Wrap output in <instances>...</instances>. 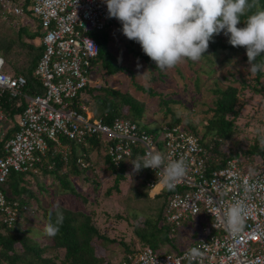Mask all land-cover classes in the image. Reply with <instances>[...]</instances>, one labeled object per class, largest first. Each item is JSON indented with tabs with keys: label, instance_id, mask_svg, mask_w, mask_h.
<instances>
[{
	"label": "built area",
	"instance_id": "1",
	"mask_svg": "<svg viewBox=\"0 0 264 264\" xmlns=\"http://www.w3.org/2000/svg\"><path fill=\"white\" fill-rule=\"evenodd\" d=\"M30 17L37 21L42 45L32 70L31 89L24 76L4 70L0 55V138L11 124L2 101L21 107L14 130L1 148L4 204L0 205V223L10 226L17 217V202L6 199L2 189L9 173L35 171L50 146L66 161L69 145L65 140L81 143L87 138L102 148L100 153L115 167L150 151H160L166 159L184 158L186 174L167 193L163 220L180 226L188 219L197 223L199 215L207 218L186 247L172 252L141 247L127 254L121 264H264V156L246 163L230 158L220 167L208 168L210 152L181 124H163L148 132L126 118L105 123L101 117H92L82 102L98 53L89 32L105 30L115 22L107 16L104 0H0V18ZM83 156L78 155L75 162L85 168L89 164ZM146 169L150 176L145 185L154 197L165 189L159 182L163 173ZM210 196L214 203H209ZM236 200H243L248 208L238 232L227 223L228 209ZM193 248L199 256L190 255Z\"/></svg>",
	"mask_w": 264,
	"mask_h": 264
},
{
	"label": "trees",
	"instance_id": "2",
	"mask_svg": "<svg viewBox=\"0 0 264 264\" xmlns=\"http://www.w3.org/2000/svg\"><path fill=\"white\" fill-rule=\"evenodd\" d=\"M258 7H264V0H258ZM1 20L6 19L0 18V55L5 62L4 70L11 75L24 76L27 88L31 89L32 81H34L32 70L42 52V45H34L32 43L33 38L38 36L39 26L37 21L34 20V30L26 31V26L23 24L18 29L12 30V27ZM243 26V22L238 25V27ZM89 34L94 38L98 46L97 56L93 59L90 68L91 71L93 70L91 76L94 77L95 72L100 71V67L104 73L109 75L121 70L122 67L112 61V55L106 49L105 43L108 37L106 29L92 31ZM209 46L213 52L216 51L217 47H220L228 55L237 54L241 50H245L241 46H231L228 43L227 36L222 39L219 35L214 36L213 41L209 42ZM241 58L247 61L246 54H243ZM260 61H264V55L257 57V62ZM263 75V71L255 72L254 82L257 83ZM241 85L243 87L245 85L243 80H241ZM254 85L251 88L255 92H259L263 88L261 85L258 87ZM137 87L149 95H158L150 88ZM99 89L104 91L101 96L94 94V91ZM84 92L89 97H93L97 104V111L92 110L91 116L101 117L105 123H109L115 117L126 118L131 122L137 123V125L148 132L154 130L147 127L152 124L158 127L163 124H181L185 129L194 133L201 144L210 152V157L207 159L208 168L220 167L230 158H238L241 159L242 163H246L252 161L255 157L264 156V142L258 145L254 141L245 149L235 145L233 148H229L227 152L217 147L221 140H232V119L237 115L235 106L238 101L237 89L233 85L227 84L222 87L215 84L214 88L211 89L214 99L212 106L209 107L211 115L206 119L205 125H195L187 121L180 122V119L174 115L167 122H143L142 112L144 107L142 102L130 94L109 87L101 88V86L93 84L86 86ZM9 102L5 99L2 101L3 111L11 119V124L8 128L6 127V132L0 138V154L4 140L14 130L12 115L21 110V107H13ZM168 102L169 100L163 98L159 102L165 105L166 112L170 111L167 105ZM65 142L69 145L66 161L62 159L58 150H54L50 146L41 162L36 164L35 171L13 172L7 175L2 185L3 192L6 199L16 201L18 205L15 222L10 226L0 223V264H112L108 256H114L116 250L121 253L117 264H121V260L125 259L127 254L133 253L141 247L148 246L153 249H165L168 252L178 251L183 247L182 243L177 244L174 242V235L182 223L179 227L174 226L165 222L162 217V210L169 190L163 189L155 195V199H159L158 202L153 201L149 197L148 186L145 185V178L150 176V172L146 168L139 173H134L131 162L127 165L120 164L115 167L106 155L100 153L102 148L95 146L94 140L90 141L85 138L81 143L68 140H65ZM209 146L211 147L208 148ZM92 153L102 157L106 170L110 175H113L112 183L104 188L102 197L110 199L114 193L117 194L119 182L124 178L123 173L127 171L135 177L134 179L139 180L136 185L140 189L142 188L141 192H138L136 200L148 201L149 203L148 208L146 204L144 205V210H135V203L132 205L126 204L127 208L130 209L129 214L127 213L126 216L133 220L130 227L134 236L127 243L121 239L116 240L103 234L91 222L92 214L85 213L82 209L88 203L86 194L92 193L96 197L100 193L102 186L97 175L92 177L97 165L90 159ZM81 154H84L83 159L89 164L85 168L79 167L75 162L76 157L78 155L81 156ZM40 177L56 179L58 181L57 191L65 194L69 199L68 202L73 201V209L58 204L59 200L54 197L55 191L51 188L53 184H48L50 186L45 185L44 181L37 180ZM27 179L34 180L33 187H31V182L27 181ZM80 182L86 183L85 190H81ZM38 192L46 194L49 198L47 206L40 205L41 197L37 196ZM134 197H136V192ZM52 200L56 202H52ZM151 201H153V205H151ZM23 206L24 208H22ZM150 208L152 210H149ZM57 211L63 213V223L60 225L59 233L55 237H48L44 232L45 225L49 220L50 214L53 222L55 221ZM115 217L119 218L120 215ZM37 218H40V222L35 227L33 224H35ZM188 221L192 223V219ZM28 233L38 235V238L28 235ZM193 234L196 237L197 231H194ZM181 236L183 237L182 234ZM47 250L52 251L53 255L45 256L44 253Z\"/></svg>",
	"mask_w": 264,
	"mask_h": 264
},
{
	"label": "rangeland",
	"instance_id": "3",
	"mask_svg": "<svg viewBox=\"0 0 264 264\" xmlns=\"http://www.w3.org/2000/svg\"><path fill=\"white\" fill-rule=\"evenodd\" d=\"M1 21L6 22L12 27V30L21 27L22 22L26 26V31L35 29V21L31 17L23 20L8 18ZM120 28V22L115 19V22L106 29L108 37L105 46L112 55V61L118 63L122 67L121 70L109 75L104 73L100 67V71L95 72L94 77L91 76L93 70H90L91 84L101 86V88L109 87L120 92H126L142 102L144 107L142 112L143 122H167L174 115L180 119V122L187 121L195 125H205L206 119L211 115L209 107L212 106L214 99L211 89L214 88L215 84L222 87L227 84L233 85L237 89L238 101L235 106L237 115L232 119V140H221L217 147L227 152L229 148H233L235 145L245 149L254 141L258 145L264 142V75L257 83L254 82V73L250 70L248 62L241 58L243 54H246V50L228 55L220 47H217L216 51L213 52L209 46L200 60L195 62L190 59L185 60L174 68L161 70L156 67L154 61L143 53L139 43L127 39L120 31ZM219 36L222 39L226 37L223 32ZM32 43L34 45L39 44L38 36L33 38ZM241 48L243 47L241 46ZM262 71L264 72V70ZM241 80L245 82L244 87L241 85ZM253 84L256 85H254L255 87L261 85L263 88L261 91L255 92L251 88ZM137 86L144 89L150 88L158 95H149L138 89ZM94 94L101 96L104 91L99 89L94 91ZM162 98L169 100L167 105L170 111L166 112L165 105L159 103ZM82 101L90 114L92 110L97 111V104L93 97H89L86 92ZM16 118L17 114L12 115L13 121ZM147 127L154 129L153 131L158 128L154 124ZM95 154L92 153L90 155V159L97 164H94L96 167L92 177L97 175L102 186L100 193L96 197L92 193L86 194L88 203L82 209L85 213L92 214L91 222L103 234L109 238L121 239L127 243L134 236L130 227L133 220L126 216L130 211L126 204L132 205L135 203V210H144V205L146 204L148 208L149 203L148 201L136 200L138 192H141L142 188L140 189L136 185L139 180L134 179L135 177L127 171L123 173L124 178L119 182L117 194L114 193L110 199L102 197V191L111 185L113 175H110L106 170L102 157ZM37 180L44 181L45 185L53 184L51 188L55 191L54 197L59 200V203H57L73 209V201L68 202L67 196L57 191L58 181L56 179L40 177ZM27 181L31 182V187H33L34 180L27 179ZM79 185L81 190H85V182H80ZM133 186L136 187V189L134 187L135 190ZM133 192L134 194L136 192V197H134ZM37 196L41 197L40 205L47 206L49 198L46 194L38 192ZM151 198L155 202L159 200L155 199V196ZM153 201H151V205H153ZM52 202L56 201L52 200ZM149 210L152 209L150 208ZM116 215H120V217L116 218ZM188 220L183 221L184 223L182 222L180 227L178 226L179 228L174 235V242L177 244L182 243L183 247H186L194 240L195 235L193 232L197 231L200 224L206 222L207 218L199 215L197 216V223H190ZM35 221L33 225L36 227L40 222V218ZM28 235L33 234L28 233ZM33 237L38 238V235H33ZM44 255L52 256L53 253L47 250ZM120 256L121 253L116 250L114 256L108 257L112 264H117Z\"/></svg>",
	"mask_w": 264,
	"mask_h": 264
},
{
	"label": "clouds",
	"instance_id": "4",
	"mask_svg": "<svg viewBox=\"0 0 264 264\" xmlns=\"http://www.w3.org/2000/svg\"><path fill=\"white\" fill-rule=\"evenodd\" d=\"M104 3L107 16L120 22L123 35L139 43L143 53L161 70L174 68L185 60H200L209 42L222 32L231 46L245 48L253 73L264 70V61L257 62V57L264 55V7H258V0H104ZM241 22L244 26L238 27ZM130 162L134 173L145 168L161 171L159 182L168 190L174 189L187 171L184 158L166 159L160 151H150ZM208 199L210 204L214 203L211 196ZM3 204L0 195V205ZM247 215L246 203L236 200L228 209L227 223L238 232ZM62 223V212L57 211L54 222L50 214L45 234L55 237ZM190 255L197 257L200 252L193 248Z\"/></svg>",
	"mask_w": 264,
	"mask_h": 264
},
{
	"label": "crops",
	"instance_id": "5",
	"mask_svg": "<svg viewBox=\"0 0 264 264\" xmlns=\"http://www.w3.org/2000/svg\"><path fill=\"white\" fill-rule=\"evenodd\" d=\"M24 25V24H23ZM38 41H39V39H38Z\"/></svg>",
	"mask_w": 264,
	"mask_h": 264
},
{
	"label": "bare ground",
	"instance_id": "6",
	"mask_svg": "<svg viewBox=\"0 0 264 264\" xmlns=\"http://www.w3.org/2000/svg\"><path fill=\"white\" fill-rule=\"evenodd\" d=\"M156 188H157V187H156ZM156 188H155V189H156Z\"/></svg>",
	"mask_w": 264,
	"mask_h": 264
}]
</instances>
